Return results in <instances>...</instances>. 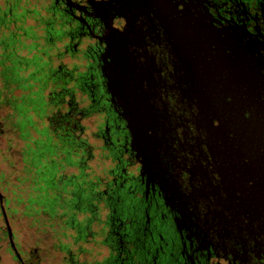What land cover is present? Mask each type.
<instances>
[{"label": "flooded vegetation", "instance_id": "flooded-vegetation-1", "mask_svg": "<svg viewBox=\"0 0 264 264\" xmlns=\"http://www.w3.org/2000/svg\"><path fill=\"white\" fill-rule=\"evenodd\" d=\"M34 1L72 127L11 259L264 264V0Z\"/></svg>", "mask_w": 264, "mask_h": 264}, {"label": "trees", "instance_id": "trees-1", "mask_svg": "<svg viewBox=\"0 0 264 264\" xmlns=\"http://www.w3.org/2000/svg\"><path fill=\"white\" fill-rule=\"evenodd\" d=\"M20 1L3 0L0 4V153L11 169L16 168L17 163L13 154L21 156L23 165L20 169L29 174L33 183V192L26 198L28 202L25 212L34 215L37 208L33 205L39 198L50 196L48 190L54 183L53 176L57 171L55 166L61 168L68 158L66 145L72 127V114L65 107L59 106L62 101L59 98L64 97L66 92L64 86L59 91L53 88L54 64H51L46 48H39V54L33 52L25 55L16 52L12 46L15 41H20L23 46L32 49L36 37H41L46 44L51 41L50 16L41 13L40 2ZM28 13L33 20L44 24L42 32L35 33V25L32 23L24 24V16ZM21 35L29 36L31 42L25 44L22 39H17ZM41 53L47 56L45 60H40ZM29 66L31 68L26 73L21 72ZM47 81L50 87L44 92ZM35 83H38L37 88L32 87ZM1 144L4 149H1ZM49 173L50 178L47 177ZM60 175L64 177L63 173ZM20 178L16 175L15 180L20 181ZM0 186L3 189L10 187L13 196L5 201L7 205L12 202V206L7 208L15 210L19 201L17 183L4 179L2 170Z\"/></svg>", "mask_w": 264, "mask_h": 264}, {"label": "rangeland", "instance_id": "rangeland-1", "mask_svg": "<svg viewBox=\"0 0 264 264\" xmlns=\"http://www.w3.org/2000/svg\"><path fill=\"white\" fill-rule=\"evenodd\" d=\"M31 3L34 2V0H30ZM3 3V0H0V4ZM30 13H28L27 15L24 16V24H28V23H32L33 25H35L34 29H35V33L39 32V26H38V22L36 20H33L30 16H28ZM27 16V17H26ZM9 26L11 27L12 25L9 24ZM3 30V29H2ZM1 31V29H0ZM6 31V30H5ZM20 38L22 39V41L26 44V43H30L31 42V38L28 36L26 37L25 35H21ZM50 43H45L43 41L42 38H39L37 41H35V46L32 49H29V47L23 46L21 44L20 41L16 42V45L14 46V49L16 52L21 53V54H25V55H31L33 52L36 53H40L37 52V50L41 47H45L46 48V52L50 54V62L51 64L55 63V59L53 56H51L53 54V48L51 46H49ZM0 51H1V45H0ZM46 55L41 53V59L40 60H45L46 59ZM63 60L65 61L66 58H63ZM31 67H26L25 70H22V73H26ZM38 83H35L34 86H32L33 88H37ZM50 87V82L47 81V83L45 84L43 91L47 92V90ZM26 92V90H24ZM1 149H4V145L1 144ZM6 154V152L4 153ZM13 158L14 160L17 162L16 163V168H9L6 164V162L4 161L3 157L1 156L0 153V170L3 171L4 173V179H7V181H14V183H17V187L16 189L18 190V195H19V201H18V206H16L15 210H11V208H7V206H12V202H9V204H6L5 199L6 198H10L13 196V192L10 191V187L8 189H3L2 186H0V197L3 199L2 200V204L6 209L7 212V221L12 233V239L15 242V244L17 246H27V245H33L34 244V231H35V225L37 222L36 216L29 214V213H24L22 212V206L23 203L26 201L27 196L29 195V193H32V187H33V183L31 182L30 176L29 174L25 171H23V169H20V167H22L23 162L20 160L21 156L18 155H14L13 154ZM70 167L66 168V171H70ZM16 175L21 176L20 181H16L15 177ZM48 178H50V173L47 175ZM53 178H56L55 176H53ZM53 181V180H52ZM54 182H56V180H54ZM3 219L2 216L0 214V264H16L14 262V260L11 259V255L7 253V238H6V234L3 231Z\"/></svg>", "mask_w": 264, "mask_h": 264}, {"label": "water", "instance_id": "water-1", "mask_svg": "<svg viewBox=\"0 0 264 264\" xmlns=\"http://www.w3.org/2000/svg\"><path fill=\"white\" fill-rule=\"evenodd\" d=\"M114 64L116 65V62H114ZM111 65H113V64H111V62H110V64H109V66L108 67H106L109 71L108 72H106L107 73V78H108V82H109V85H110V90L112 91L111 93H115L116 95H117V93L119 92V95L121 96V98H122V93H120V91H118V89H117V86L116 85H120L121 83L122 84H124V86H125V84H126V81L128 80L125 76H123V75H119V77L118 78H116L115 77V74H114V72H113V70H111L112 68H111ZM121 77V78H120ZM122 82H121V81ZM118 83V84H117ZM123 85H122V89L124 90V87ZM121 89V90H122ZM117 92V93H116ZM124 93V92H123ZM118 96V95H117ZM120 100V99H119ZM124 101V100H123ZM257 192H259V190L257 191ZM259 196H256V198H258ZM5 225H6V227H7V236H8V239H9V242L13 245V240H12V238H11V230H10V227H9V224L7 223V221H6V219H5Z\"/></svg>", "mask_w": 264, "mask_h": 264}]
</instances>
